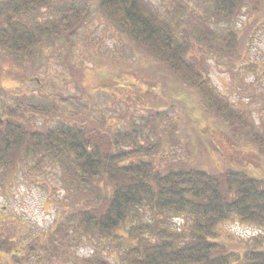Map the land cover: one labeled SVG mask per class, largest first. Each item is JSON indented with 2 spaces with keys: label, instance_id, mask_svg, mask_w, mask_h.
Listing matches in <instances>:
<instances>
[{
  "label": "trees",
  "instance_id": "trees-1",
  "mask_svg": "<svg viewBox=\"0 0 264 264\" xmlns=\"http://www.w3.org/2000/svg\"><path fill=\"white\" fill-rule=\"evenodd\" d=\"M168 1L173 6L162 16L150 0H0V62L16 69V83L34 80L47 48L69 64L94 6L110 29L193 90L210 122L244 132L264 155V131L215 90L201 62L209 54L228 68L248 60L246 40L264 22V0ZM239 16L244 27L236 26ZM259 67L249 60L243 69L257 74ZM10 91L0 76V193L53 170L63 193L44 232L0 218V264H66L70 256L80 264H111L109 257L117 264H264V178L211 167L202 150L197 162L161 157L157 112L144 117L133 107L121 129L84 110L80 94ZM229 220L257 232L228 248L219 225ZM83 245L91 252L79 256L75 248Z\"/></svg>",
  "mask_w": 264,
  "mask_h": 264
},
{
  "label": "rangeland",
  "instance_id": "rangeland-1",
  "mask_svg": "<svg viewBox=\"0 0 264 264\" xmlns=\"http://www.w3.org/2000/svg\"><path fill=\"white\" fill-rule=\"evenodd\" d=\"M150 1L162 16L173 6L168 0ZM90 15L91 18L75 37L69 64L62 62L57 52L51 51L52 48H47L49 56L37 71H32L34 80L17 84L16 69L7 62H0V76L11 88L10 92H29L39 87L50 93L80 94L84 110L88 107L97 118L100 114L105 115L111 126L121 129L133 107L136 115L144 117L157 112L155 124L156 128L160 126L159 141L166 144L159 151L161 157L171 161L185 162L193 159V162H197L195 153L202 150L206 153L202 161L209 160L211 167L216 163L217 168L233 166L255 177L264 178V155L247 134L243 132L235 135L228 129L229 125L218 118L210 122L212 115L205 114L193 90L183 87L178 79L167 74L143 48L121 38L110 29L94 6ZM245 20L244 16H239L236 26L244 27ZM245 54L248 60L246 57L243 61H236L231 68L223 63L226 62L225 58L210 54L203 56L201 62L206 66L215 90L252 122L255 129L262 132L264 67H259L257 74L245 73L243 68L249 60H258L264 65V22L258 24L246 40ZM76 73L83 75L82 81ZM81 84L84 90L86 88L85 92L80 91ZM11 99L9 95L6 100ZM159 111H162V116H166L160 118ZM167 118L169 122H164ZM30 179L41 183L22 177L6 194L0 193V218L3 221L8 216L18 218L34 232H44L55 216L54 200L63 192L54 170L46 174L42 172ZM51 186L54 188L51 189ZM219 231L220 239H229L226 244L232 248L236 240L253 237L257 229L238 220H229L219 225ZM75 250L79 256L88 255L91 246L83 245ZM109 259L111 264H117L115 259ZM53 264L63 263L55 260ZM66 264L80 262L70 256Z\"/></svg>",
  "mask_w": 264,
  "mask_h": 264
}]
</instances>
